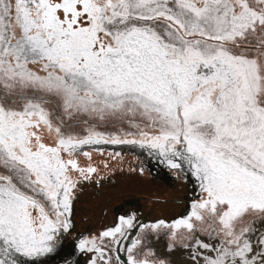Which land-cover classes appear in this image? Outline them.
I'll return each mask as SVG.
<instances>
[{"label":"snow or ice","instance_id":"snow-or-ice-1","mask_svg":"<svg viewBox=\"0 0 264 264\" xmlns=\"http://www.w3.org/2000/svg\"><path fill=\"white\" fill-rule=\"evenodd\" d=\"M105 145L191 177L187 214L77 232ZM177 255L264 264V0H0V264Z\"/></svg>","mask_w":264,"mask_h":264},{"label":"rangeland","instance_id":"rangeland-1","mask_svg":"<svg viewBox=\"0 0 264 264\" xmlns=\"http://www.w3.org/2000/svg\"><path fill=\"white\" fill-rule=\"evenodd\" d=\"M103 148L105 155L100 156L94 153L93 161L100 167H103V161H107L110 170L108 171L110 172L109 176L113 179L115 178L117 181L116 186L118 190L133 196L130 198L131 200H127V198L123 199V202H125L121 206L116 205L114 208L110 209L105 218L100 217L99 212L95 218L91 216V221L83 224V220L79 217L80 214H77L74 216L77 232H83L85 234L88 232L95 233L102 230L105 226L110 225L116 215H122L126 212H135L145 223L156 222L159 219L171 222L173 219L187 214L190 202L198 194V188L195 187L191 177L187 180L178 178L172 171L157 164L154 160L150 159L146 153L132 146L105 145ZM116 151L121 152V157L111 159L107 156L108 152ZM81 162L84 163L83 158H81ZM140 166H143L145 169L143 175L139 173L138 169ZM131 168H136L137 171L132 172L130 171ZM175 189H178V191ZM177 196L183 199L184 202L175 206L174 209L169 208L167 210L165 206L155 204L153 206L154 212L151 215H148L146 212V210L149 211V209L152 208V206H149V201H144L148 204L142 206L144 202L140 200V197L167 199L170 197L176 198ZM91 212L92 209L89 208V211L87 210L85 213L90 217ZM165 243L166 241L164 240L157 243V247L160 251H164ZM65 244L66 254L70 244L68 241H66ZM174 259L176 264H180L182 258L177 255ZM49 264H60V257L50 260Z\"/></svg>","mask_w":264,"mask_h":264},{"label":"flooded vegetation","instance_id":"flooded-vegetation-1","mask_svg":"<svg viewBox=\"0 0 264 264\" xmlns=\"http://www.w3.org/2000/svg\"><path fill=\"white\" fill-rule=\"evenodd\" d=\"M100 167V166H99ZM101 175L104 177L100 181V185L97 186L95 183H87L83 185V190L78 194V200L75 202V215L80 214V218L84 223H88L92 218H95L97 214L100 212V217L105 218L110 209L114 208V202L120 203L123 201V195H127L126 193H122L118 190L116 186L115 178H111L109 176L110 172H105L103 167H100ZM103 190V191H102ZM121 190V189H120ZM178 191V189H175ZM133 195L129 194L127 200H131L130 198ZM142 202L149 201V206H152L151 209L146 210L148 215H151L154 212V204H158L159 206H165L166 210L169 208L174 209L175 206L184 202L183 199H180L178 196L176 198H146L140 197ZM162 201V202H160ZM85 204V205H83ZM92 209L90 217L88 216L87 210L89 208ZM87 214V215H86ZM87 217H85V216Z\"/></svg>","mask_w":264,"mask_h":264},{"label":"crops","instance_id":"crops-1","mask_svg":"<svg viewBox=\"0 0 264 264\" xmlns=\"http://www.w3.org/2000/svg\"><path fill=\"white\" fill-rule=\"evenodd\" d=\"M124 202H125V201H124ZM124 202H123V201H121L120 203L115 202V203H114V206H116V205L121 206ZM146 204H148V203H145V202H144V203H142V206H143V205L145 206ZM154 205H155V204H154Z\"/></svg>","mask_w":264,"mask_h":264},{"label":"trees","instance_id":"trees-1","mask_svg":"<svg viewBox=\"0 0 264 264\" xmlns=\"http://www.w3.org/2000/svg\"><path fill=\"white\" fill-rule=\"evenodd\" d=\"M127 197H128V195H123L122 196V198H124V199L127 198ZM160 202H162V201H160Z\"/></svg>","mask_w":264,"mask_h":264}]
</instances>
